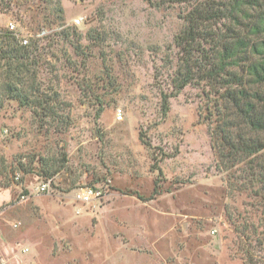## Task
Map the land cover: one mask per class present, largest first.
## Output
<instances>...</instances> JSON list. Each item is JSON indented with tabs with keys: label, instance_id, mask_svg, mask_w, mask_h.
Segmentation results:
<instances>
[{
	"label": "rangeland",
	"instance_id": "obj_1",
	"mask_svg": "<svg viewBox=\"0 0 264 264\" xmlns=\"http://www.w3.org/2000/svg\"><path fill=\"white\" fill-rule=\"evenodd\" d=\"M59 1L62 19L54 0L0 2V28L38 40L35 82L65 118L42 122L0 77V264H264L262 207L215 149L218 94L171 85L194 0ZM66 27L83 56L53 36ZM85 187L99 197L75 201Z\"/></svg>",
	"mask_w": 264,
	"mask_h": 264
},
{
	"label": "trees",
	"instance_id": "obj_2",
	"mask_svg": "<svg viewBox=\"0 0 264 264\" xmlns=\"http://www.w3.org/2000/svg\"><path fill=\"white\" fill-rule=\"evenodd\" d=\"M54 2L52 15L62 19L60 1ZM184 23L175 36L181 55L171 77L174 94L195 76L215 89L221 108L219 127L212 133L218 157L228 164V169L239 168L240 176L233 180V187L239 185L241 190L250 192L264 214V0H194ZM72 28H63L53 36L66 44L75 37L74 49L80 53L81 35ZM38 50L36 38L22 46L16 37H2L1 92L17 101L21 108L41 116L42 122H62L61 118L65 121L59 115L61 110L42 99L39 93L35 82ZM80 54L77 56H83ZM86 90L85 87L83 91ZM162 99L166 114L168 97L163 95ZM49 173L48 167L41 169V174ZM257 236L264 240V234Z\"/></svg>",
	"mask_w": 264,
	"mask_h": 264
},
{
	"label": "built area",
	"instance_id": "obj_3",
	"mask_svg": "<svg viewBox=\"0 0 264 264\" xmlns=\"http://www.w3.org/2000/svg\"><path fill=\"white\" fill-rule=\"evenodd\" d=\"M41 34H43V32ZM4 35H11L13 37H16V39H19V42L22 46L28 45L29 40H30L29 36H27V35L19 37L20 35H19V33H17V27H16L15 23L12 21L7 22V25H5V27L0 28V41ZM38 36H40V35H38ZM36 37H37V35H36ZM120 114H121V111L117 110L116 116L118 119L121 118ZM18 179H19V177L16 176V180H18ZM50 184H51V179H49L47 181L40 182L35 188L36 193H40V194L48 193L51 189ZM99 195H100V190H96V189L91 188V187H85V188H78L75 191V193L73 194L72 198L77 202L86 203V202L91 201L94 198L99 197ZM20 198H21V200H24L25 196L21 195Z\"/></svg>",
	"mask_w": 264,
	"mask_h": 264
}]
</instances>
